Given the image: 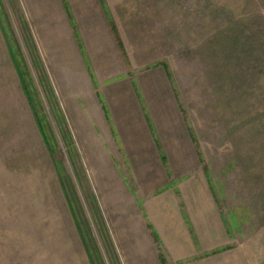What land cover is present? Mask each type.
<instances>
[{
	"label": "rangeland",
	"instance_id": "374dc122",
	"mask_svg": "<svg viewBox=\"0 0 264 264\" xmlns=\"http://www.w3.org/2000/svg\"><path fill=\"white\" fill-rule=\"evenodd\" d=\"M0 264H264V0H0Z\"/></svg>",
	"mask_w": 264,
	"mask_h": 264
},
{
	"label": "crops",
	"instance_id": "0c3cea01",
	"mask_svg": "<svg viewBox=\"0 0 264 264\" xmlns=\"http://www.w3.org/2000/svg\"><path fill=\"white\" fill-rule=\"evenodd\" d=\"M166 97H168L167 98L168 101H166V103L164 105H162V106L165 107L166 112H167V111H169V108L172 105L170 104V106H169L168 102H169L170 99H169L168 95H166ZM146 101H148L147 102V106H149V111H150V114H151L152 118L156 119L155 113L153 111V107L149 104V99L146 98ZM163 101H165V99ZM137 102H138V99H137ZM175 105L176 104H174V106ZM174 106H172L173 109H174ZM174 112H175V110H174ZM178 122H179V124L176 126V129L173 132L174 133L173 134L174 139H172L171 141H176V143L178 144V148H180L177 151H175V153L176 154L180 153V156H183V153H185L184 152L185 148H187L188 150L192 149L191 144H190L192 142H191V140H188V138L186 137V130L187 129L184 126L182 119H181V121L178 120ZM157 126H159V125H157ZM146 130L148 132V136H149V139H150L151 143L155 146L156 145L155 144L156 140L154 141L153 135L150 132L151 129L149 130V128H147ZM158 131L159 132H157V135H159V136H157V137H158V140H159V144L162 147V151H164V153H165L163 159L164 160L166 159L168 161V164H172L171 159L174 157L175 153L172 152V150H170V147H169L170 137H168L167 134L165 136V134L161 132L160 128L158 129ZM201 178L202 177L199 174H197L195 176H190V179H188L189 181L188 182H183L181 184L179 190H180L182 196L186 199V203L187 204H188V202L195 203V204L199 205V207H201V209H204V211H208L207 215H209L211 213L213 215V207L214 206L212 204V200L210 199L209 192L202 185ZM187 185H188V190L186 188ZM166 193L170 194V192H168V190L166 189L165 191L160 192L158 196L152 197L148 207L150 208V207H152L154 205V208H155V207H158V206H162L163 207V205H166V201H168V197L165 196ZM190 198H191V200H190ZM189 209H190V219L191 220H195L194 215H193L194 211H192L191 208H189ZM151 217L154 220V217L152 215H151ZM161 220H162L163 223H167L168 224V222H167L168 219L167 218H165V220H164V218H162ZM169 222H171V221H169ZM163 226L165 227V229L167 231V235L171 234V236L174 238V240L179 241L181 239L180 243H183L184 241L187 240L188 237L185 235V233L183 231L184 230L183 229L184 228V224L182 222H179V221L178 222H173V226H171V223H169L168 226H166V225H163ZM161 228H162V230L160 228H159V230L162 231V233H164L165 229L163 227H161ZM159 234H161V233L159 232ZM173 242H175V241H173Z\"/></svg>",
	"mask_w": 264,
	"mask_h": 264
},
{
	"label": "trees",
	"instance_id": "16d2710c",
	"mask_svg": "<svg viewBox=\"0 0 264 264\" xmlns=\"http://www.w3.org/2000/svg\"><path fill=\"white\" fill-rule=\"evenodd\" d=\"M111 29L114 30L113 25H112V28H111ZM117 40H118V41H117L118 46H119V48H120V49L122 50V52H123V46H122V44H121V42H120V40H119L118 38H117ZM10 53H11V50H10ZM11 54H12V53H11ZM11 56H12V55H11ZM13 61H14L15 69H16V71H17V74H18L19 80H20V82H21L22 90H23L24 94L26 95L27 99H31L30 91H29V88H28V85H27V78H25V75L23 74V72H22V70H21V67H20L19 64H18L17 59H16V61H15V59L13 58ZM15 62H17V63H15ZM37 124H38L39 129H40V130H43L41 122H38V120H37ZM152 235H153L154 237L157 238V236H156V235H157L156 232H154ZM159 259H160V262L163 263V257H162L161 254L159 255Z\"/></svg>",
	"mask_w": 264,
	"mask_h": 264
}]
</instances>
